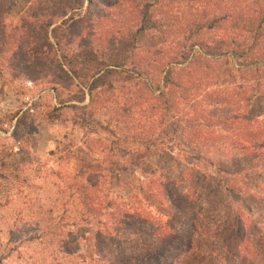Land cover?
Listing matches in <instances>:
<instances>
[{
  "label": "trees",
  "instance_id": "1",
  "mask_svg": "<svg viewBox=\"0 0 264 264\" xmlns=\"http://www.w3.org/2000/svg\"><path fill=\"white\" fill-rule=\"evenodd\" d=\"M28 5L31 8L17 22L12 38L15 62L52 63L89 90L90 105L86 109L95 107L97 111L110 110L100 103L103 93L95 96L94 92L104 87L113 89L122 81L147 79V83L138 85L145 88V93L153 96L150 85L160 91V103L148 109L155 117L163 112L161 119H153V125L165 128V115L186 110L187 129L180 145L193 153L191 166L204 168L208 164L217 170L219 190L231 198L246 196L256 210L260 209L257 201L264 204V197L259 198L264 186L249 180H262L264 173V0H28ZM2 46L0 55L4 53ZM58 84L55 90L62 86ZM237 84L239 88L235 89ZM79 94L80 101H85V92L80 89ZM251 101L261 104L259 115L249 113V104H241ZM45 108L40 119L50 125L67 122L92 135L115 136L108 123L79 122L76 117L69 118L64 111L67 107ZM112 108L117 117L127 118ZM19 114L6 121L12 122ZM33 116L34 110H28L17 120L15 141H30L24 131ZM127 140L132 144L139 139L133 135ZM230 140L234 141L230 146L238 151L231 158H236L235 163L241 161L237 163L239 168H229L218 154ZM220 141H224L222 147L218 146ZM115 145L117 152L109 149L104 155L108 169L86 166L96 180H87L89 193L83 191L82 196L83 206L99 228L96 242L106 248L117 244L125 250L121 256L118 251L113 255L123 261L107 259L109 264L151 262L165 250L177 252L173 264L208 260L217 264H264V221L255 220L251 207L243 203L239 206L236 201L226 222L207 223L204 206L209 197L208 180L204 177V184H198L187 169L179 175L169 169L159 178L144 173L149 177L138 182L137 188H130L126 199L105 201L102 180L115 176L118 180L119 168L133 177L146 164L139 155L131 154L135 152L123 150L121 143ZM89 151L94 153L93 148ZM231 152L224 155L232 156ZM16 163L0 155V179L14 173L19 180L21 165ZM95 163L98 165L99 160ZM260 211L264 214V209ZM178 220L185 228L183 233L176 225ZM180 233L179 244L175 238ZM209 241L220 245L219 253L204 251Z\"/></svg>",
  "mask_w": 264,
  "mask_h": 264
},
{
  "label": "rangeland",
  "instance_id": "2",
  "mask_svg": "<svg viewBox=\"0 0 264 264\" xmlns=\"http://www.w3.org/2000/svg\"><path fill=\"white\" fill-rule=\"evenodd\" d=\"M29 8L31 6L28 5V0H0V47L5 45L4 53L0 55V121L3 122L0 123V155H5L7 161L21 165L19 180L14 173H9L6 179H0V264H109L107 259L123 261L120 256L125 250L119 245L113 246L111 243L106 248L96 242L95 235L99 228L93 224V215L88 213V208L82 203L83 193H89L87 180H96L86 166L108 169L104 155L109 149L117 152L118 145L115 144L118 143L124 147L123 150L135 152L131 154L139 155L141 162L146 164L144 170L141 169L133 177L119 168L116 174L118 180L115 179L116 176L112 180H102L105 201L109 202L116 197L126 199L130 188H137L138 182L149 177L144 173H154L159 178L169 169H173L176 175L187 169L198 184H204V177L208 180L209 197L204 206V219L207 223L212 225L215 220L226 222L231 212L230 207L236 205V201L240 202L239 206L247 204L244 207H251L255 220L264 221V214L260 211L264 209L262 201H257L260 209L256 210L252 206L253 201L246 196L232 197L233 200L219 190L217 170L208 164L204 168L191 166L192 161H195L193 153L184 144L180 145L183 132L187 129L183 114L186 110L165 115L162 119L165 128L153 125V119H161L163 112L155 117V113L148 109L160 103V91H156V86L150 85L149 90L153 92V96L145 93V88L138 85L147 83V79L134 80V83L122 81L115 83L113 89L104 87L94 92L95 96L103 93L99 98L100 101L103 100L100 103H104L110 110L97 111L95 107L86 109L90 105L89 90L72 75L70 78L66 77L52 63L40 61L34 65H25L21 60L15 62L12 38L15 37L17 22L27 15ZM58 55L61 56L59 51ZM59 60L64 70L69 72L63 59ZM58 83H62V86L55 90L54 86L59 85ZM237 85L235 89L240 84ZM80 89L85 92V101L82 102ZM241 104H249V113L259 115L260 103L251 101ZM48 106L67 107L65 113L69 118L76 117L79 122L85 119L88 124L101 123L106 126L108 123L115 136L105 133L92 135L67 122L50 125L40 119ZM73 107L85 113L77 112ZM112 107L127 118L117 117L111 111ZM28 110H34L29 129L24 131L30 141H15L13 133L17 120ZM16 113L20 114L8 123L6 119ZM221 116L224 117L223 114ZM246 118H250L249 115ZM123 122L125 125H122ZM133 135H137L139 140L130 144L127 139ZM223 143L224 141H220L218 146L222 147ZM231 143L234 141H228V145L218 154L229 168H239L237 163L241 161L237 159L238 162L235 163L236 158H231L236 157L235 153L238 152L235 147L230 146ZM18 148L22 150L19 152ZM89 148L94 149L93 154ZM226 152H231L232 156L226 157ZM15 153L19 154L17 158H13ZM97 160L98 165L95 163ZM135 162L136 160L133 164ZM186 179L189 180L188 177ZM261 179L254 177L249 182L262 187L264 173ZM260 193L259 198H263L264 191ZM176 225L182 233L185 232L181 221L178 220ZM180 240L181 233L175 238L177 242ZM212 250L219 253L220 245L209 241L204 251L210 254ZM117 251L120 255H116L118 260L113 258ZM176 253L175 250H165L159 259L139 264H173ZM199 264L217 263L208 260L200 261Z\"/></svg>",
  "mask_w": 264,
  "mask_h": 264
}]
</instances>
